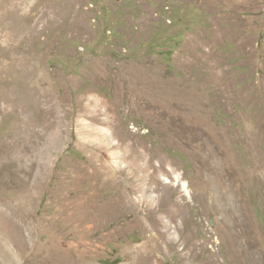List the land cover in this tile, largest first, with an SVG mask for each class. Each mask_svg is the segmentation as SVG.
Wrapping results in <instances>:
<instances>
[{"label": "rangeland", "instance_id": "374dc122", "mask_svg": "<svg viewBox=\"0 0 264 264\" xmlns=\"http://www.w3.org/2000/svg\"><path fill=\"white\" fill-rule=\"evenodd\" d=\"M0 264H264V0H0Z\"/></svg>", "mask_w": 264, "mask_h": 264}, {"label": "bare ground", "instance_id": "6f19581e", "mask_svg": "<svg viewBox=\"0 0 264 264\" xmlns=\"http://www.w3.org/2000/svg\"><path fill=\"white\" fill-rule=\"evenodd\" d=\"M182 189H183L184 192H187V189H186V185L185 184L182 186Z\"/></svg>", "mask_w": 264, "mask_h": 264}]
</instances>
